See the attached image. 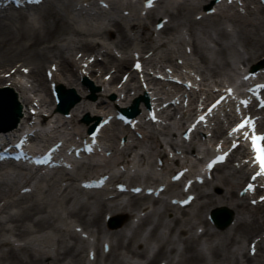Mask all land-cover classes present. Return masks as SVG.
Returning a JSON list of instances; mask_svg holds the SVG:
<instances>
[{"label": "bare ground", "instance_id": "bare-ground-1", "mask_svg": "<svg viewBox=\"0 0 264 264\" xmlns=\"http://www.w3.org/2000/svg\"><path fill=\"white\" fill-rule=\"evenodd\" d=\"M190 1L186 0L179 4L176 12L169 8L164 9L163 17L156 10H152L147 19L153 22L165 17L169 19L164 27L165 31L162 32H168L172 36V38H168V44L177 40V36L172 33L176 29L175 26L186 25L192 37L193 53L197 56L202 67L197 66V63H191L184 51L168 50L167 53H163L161 49L167 46L165 41L167 38L155 40L152 37L154 31H151L147 24L139 20L130 22L127 18L121 17L122 22L128 24L129 29L127 30V26L122 22L111 19L101 32L98 29L81 30L72 26L51 5L42 7L35 21H31L28 14L24 12H18L17 16L5 13L0 16V87L10 86L18 93L24 114L30 115L31 109L36 111L42 109L38 111L42 123L56 127L55 131L44 135L42 142L53 141L59 130L69 131L72 124H74L72 139L76 140L77 137L82 138L87 135V130L97 117H110L113 112H119L117 102L110 101L109 95H116L119 106H123L127 105L130 98L146 93L142 88L139 75L131 67L134 63L131 64V61H134L138 54L141 55L140 60H143L144 68L147 71V82L153 85L152 97H158V106L160 107L172 100L183 102V97L180 94L182 88L167 87L166 84L156 80L149 71L156 69L160 64H167L164 68L160 67L162 68L161 73L164 75L168 74L164 72L167 67L175 73H179L178 70L182 72L183 69H186L188 73L185 74L193 73L194 78H197L196 76L202 78V82L196 84L202 90L190 92L191 104L187 109H183L179 105L171 104L169 106L171 112L174 113L167 114L165 118L162 117V120L170 121L177 115H181L180 120L173 123L174 127L164 124L160 125L162 130H158L155 125H151L152 131L148 132L144 128V125L148 124L145 115L134 118L144 121V124L137 126V129L134 130L130 126H125L120 131L116 122L112 123L103 131L102 140L106 142L104 143L106 149L102 155L103 159L107 160L106 152H112L113 157L119 153L120 159L117 160L116 167H123V173L120 176L112 173L110 162H106L104 166L83 167L80 172L85 171L88 174H80V176L87 178L95 174L103 177L112 173L110 182L121 181L126 176L130 178V186L132 184L139 185L143 174L138 171L132 177L128 175V172L133 168V162L128 157L131 152L143 148H147V151L144 154L137 153L138 168L144 167L145 162L150 158H155L154 167L157 172L162 169L158 165V161L165 159V162L169 163L168 157L171 152L179 155L180 161L183 160L181 158L183 155L184 160L182 165L174 162L176 168L171 169L170 173L180 169L183 165L188 166L193 161H197L199 164L201 159L197 157L202 145L195 143V140L197 138L201 140L203 135L198 132L189 144L180 145L176 142L177 130L185 128V123L189 122L198 112L197 107L194 106L196 101L200 98L205 102L214 100L218 94L224 91L223 84L225 82L234 81L232 75L223 72L225 68H230L235 74H238L236 69L250 70L257 63L260 69L264 68V8L260 6L258 12L261 15L252 18L256 14L250 10V4L247 3L248 16L246 19L240 15L229 18L235 31L239 34L244 51L242 53L234 51V44L224 42L229 35L225 30L218 28V18L223 15H215L217 17L215 18L214 15L206 14L213 7L214 1L199 0L196 3ZM198 14L206 15L197 21L193 19V16ZM5 20L11 22L8 23ZM208 20L210 23L207 25ZM196 25H200L202 34L207 35L209 41L215 44V48H211V52L214 54L212 58L208 57L202 46L203 42L196 37ZM136 29L140 30V34L138 37L132 38L128 32L133 33ZM211 30L215 31L216 36L211 35ZM114 32L117 34V40H111ZM86 34L99 36L106 41L111 40V45L121 53V56H117L100 42L83 39L82 35ZM135 40H140V49L133 47ZM102 50L104 51L101 52ZM80 52L83 55L77 59L76 56ZM146 54L149 56L145 57ZM176 54H178L177 58H175ZM99 55L105 56V58L97 65L89 63L88 71L93 75L98 73V86L102 84L107 87L103 92H98V100L94 101L87 96L85 90L79 89L78 81L83 76V67L85 63H88L89 58L94 56L98 58ZM230 56L237 63L238 67L235 69L231 67ZM178 59L184 61L182 66L175 63ZM20 62L22 66L18 68L17 65ZM52 65L57 70L50 80L46 77L45 72L46 69L50 70ZM7 67H10V70L5 72ZM15 68L16 70L10 74L8 79L5 76L6 73L13 72L11 69ZM21 68H28L27 76L24 75ZM112 70H114L112 79L107 82L105 76ZM128 71L131 74L130 80L122 86V89L117 90L114 85L121 80V74ZM18 74L22 79L17 78ZM180 75L183 76V73ZM23 78L31 79L30 87L27 84L29 82H24ZM136 80H139V86H131V82L135 83ZM53 83L75 89L82 98L68 116L57 112L55 108L51 86ZM168 88H175V91H169ZM121 94H125L123 99L120 98ZM165 95L168 98H164ZM35 103H38L39 106H35ZM228 109L229 107H226L224 111L227 113V120L232 123L235 116L232 111L228 112ZM263 113L264 111L257 112V114ZM84 115L92 119L89 124L78 121ZM169 115L172 117L169 118ZM25 121L26 119L22 118L20 123L8 133V136L21 131ZM260 129L264 131V122L260 124ZM227 130L221 122H218L217 127L213 130V139L223 138L227 146L229 143L226 140ZM138 134H142L143 138H135ZM159 136H164V139L161 141ZM123 138L126 139V142L124 147H121L120 141ZM149 142L150 146L148 147ZM216 144L218 142H215L213 146ZM168 149L170 152H167ZM204 152L207 156L210 155L209 150L206 149ZM245 152L246 148H238L234 152L232 163L236 161V156ZM195 166L193 165L192 168ZM224 169V165L219 166L217 169L219 175L214 177L212 174V181H206L204 184L214 189H221V194L205 192L200 186L195 188L197 200L206 199L205 203L201 205V209L205 210V213L226 208L233 214L235 212L237 216L234 218L233 225L227 230L214 231L208 227L210 223L204 218L202 212L192 216L188 209H178L163 202L162 199L142 195H130L131 201L122 205L118 202L122 195L117 191L107 192V195L116 194L114 198L109 199L103 197L106 193L102 191L100 193L99 191H86L82 187L78 188L74 185L76 176L65 170H63L62 178H56L54 175L49 180H43L45 183L43 188L36 187L31 192L22 194L23 189L31 187L30 178L27 175L18 173L15 176L4 177L0 173V264H86L84 253L89 252V245L76 233L75 227H81L82 231L97 238L96 243L93 244L96 260L92 264H99L101 260H104V264H125V258L146 259L150 249L155 250L152 258L146 264H154L155 261H158V264L162 262L167 264H264V203L255 207L251 206L248 202V199L251 198L240 194L243 183L248 179L247 165L241 167L231 165L227 171ZM145 179L147 184L158 183L156 188L167 181L156 173H148ZM66 182L71 183L67 185ZM21 183L22 185L17 188ZM120 183L122 182L115 183V186ZM107 188L110 191L109 186ZM180 188L179 182H168L163 195L171 194L172 191H180ZM16 191L18 192L16 193ZM75 191L88 195L89 200L80 199L74 193ZM16 195L19 198L15 199ZM146 201L153 202L152 212L140 219L138 226L130 230V235L125 232L130 225L129 222L116 229L110 226V222L116 216L133 220L140 212L149 210L150 207ZM159 203L164 209L162 213L158 212L157 205ZM174 209L180 210L183 216L175 217ZM158 214L159 220L141 241L143 226L149 222L153 215ZM108 216L111 220L106 223ZM165 216L169 218L167 223L164 221ZM60 222L63 223L62 226L59 224ZM201 225L205 227V230L198 235L197 229ZM162 227L164 231H167V235L165 232L158 233ZM177 232L179 234L175 239L174 234ZM257 237L260 239L257 240ZM105 242L111 246L110 252L106 255L104 254ZM246 242L248 248L245 251L244 244ZM252 242H257V252L254 256L250 255ZM15 243H19L18 247H15ZM8 246L9 249L5 250L4 247ZM118 250L122 252L117 253Z\"/></svg>", "mask_w": 264, "mask_h": 264}, {"label": "rangeland", "instance_id": "rangeland-1", "mask_svg": "<svg viewBox=\"0 0 264 264\" xmlns=\"http://www.w3.org/2000/svg\"><path fill=\"white\" fill-rule=\"evenodd\" d=\"M84 0H56L54 1V3H52L54 6H55V9L56 11H58L60 13V15L62 17H64V19H66V21L68 23H70L72 26L78 28V29H81V30H86V29H91V30H100L101 32L103 31V28L104 26L108 23V21L110 19H114V20H119L121 21V16H125L124 15V12L123 10L126 8L127 9V12H129L131 15L134 14V17H138L140 15V2H132L131 0H105L106 3H107V6L104 8L103 6H100L98 5V0H89V3H86L84 4L83 3ZM164 3H162L160 6L162 7H165V8H168V5L170 7V10L173 11V12H176L177 10V5L179 3H175V2H172L171 4L168 3V1L166 0H163ZM194 1V2H198L199 0H191V2ZM193 2V3H194ZM251 6V10L255 11V14L252 18H255L258 16H260L261 14L258 12V7H259V3L257 2H251L250 4ZM44 7V6H43ZM41 8H37V9H34L33 10V13L35 14V19L38 18L39 16V12L41 11ZM161 8V7H160ZM158 10V12H160V14L162 15V12L164 11L165 8L163 9H160ZM246 10H243L241 12V14H239V12L237 11H232L231 14L237 12L239 15H242L245 19L247 18V11L245 12ZM126 12V13H127ZM140 17H142L139 21L142 22V23H145L148 25L149 29L152 31L154 30V23L156 21H151L147 18H145L143 15H141ZM215 17V16H214ZM194 19H199V15H194L193 16ZM217 18V17H215ZM250 18V17H249ZM34 20V19H33ZM211 20V19H209ZM206 22V24L208 25L210 22ZM199 21V20H198ZM5 22H8L10 23L11 21L9 20H5ZM125 23V22H123ZM176 25V23H174ZM176 29L173 33V35L177 36V40L176 41H173L172 43L168 44V41L169 39L168 38H172V36L170 35V33H161L160 35H154V38L155 39H158V38H167L165 39V41L167 42V46L164 47L163 49H161V51H163V53H167L168 50L169 51H177V50H181V51H186L190 58V61L195 64L197 63V66H200L202 67L200 61L198 60L197 56L194 55L192 53V45H191V42H192V37L188 31V28L186 25H183L181 27L179 26H175ZM218 28L221 29V30H225L226 33L229 35L227 39L224 40V42H230L232 44L235 45V48H234V51H239V52H244L243 51V47L241 45V41H240V38H239V34L234 31V28H233V25L231 23H229V21L227 19H223V18H218ZM114 29V28H113ZM210 29V28H208ZM128 30V28H127ZM163 31H165V29H163ZM195 31H196V37L201 40L203 42L202 46L205 48L206 50V53L208 55V57H211L214 55L212 52H211V48H214L215 47V44L210 42L209 40V37L204 34H202V27L200 25H196L195 26ZM148 33V32H147ZM135 34L136 36H139L140 34V30H137L135 31ZM211 35L212 36H216L215 34V31L214 30H211ZM83 39H87L89 41H94V42H100L102 44H104L105 46H107L109 49H113V52L114 53H118L117 50H115L113 48V46L111 45V40H117V34L114 32L113 36L111 37V40H108L106 41L104 38H101L99 36H95V35H82ZM159 36V37H158ZM159 40V39H158ZM175 42V43H174ZM177 42V43H176ZM140 40H136L134 42V45L133 47H137L140 49ZM189 51V52H188ZM78 55H81V53H79ZM100 59L103 57L102 56H99ZM175 57H178L175 56ZM95 58V57H94ZM230 61H231V67L232 68H236L237 67V63L235 62V60L233 59L232 56H230ZM101 62V61H98V63ZM132 63V62H131ZM177 64V62H175ZM20 65H22V63H18ZM97 64V63H96ZM10 67H7L5 68V71L6 70H10L9 69ZM223 72H226L230 75H234L233 71L230 70V68H225L223 70ZM124 74V73H123ZM112 75V71L110 74H107L106 75V79H108V77ZM122 75V74H121ZM93 83L94 85L97 86V82L99 81L98 79V75H94V76H89L88 77ZM25 81H28L29 83V86H31L32 84V81L31 79H28V78H25L24 79ZM119 82L120 81H117V84L115 86L118 87L119 85ZM134 83V82H133ZM78 87L81 91H84L86 88L82 85V81L80 80L78 82ZM134 85V84H132ZM99 87V86H97ZM85 88V89H84ZM103 88V87H102ZM86 92L88 95H90V93L88 92V90L86 89ZM98 99V96L96 95V100ZM80 123H82V119L79 120ZM120 131L122 130V128H118ZM62 133H68L66 132L64 129L61 130ZM70 133V132H69ZM139 152H143L141 150H138ZM133 154L130 156V159H133ZM231 166L230 165H226L225 167V171H227V168ZM74 175L78 174L77 171H74L72 172ZM219 175V170L217 171L216 175ZM36 184V183H33V185ZM45 183H42L40 184L41 186H44ZM77 185V184H76ZM204 191H207V192H213V193H216V194H221V189H214L212 187H203L202 188ZM75 194H77V196L81 199L83 198H86V195L85 194H79L78 192H75ZM16 198H19L18 196H15V199ZM206 199H202L200 201H198V204L196 205V207H194L193 209H189L188 211L190 212V214L192 216H196L197 214L201 213L203 214V216L206 215L205 213V210H202L201 209V205L203 203H205ZM175 212V211H174ZM178 216L182 217L183 214L182 213H178L177 214ZM235 215V214H234ZM159 215H156V216H152L149 220V222H147L142 230H141V236H140V240L142 241L144 239V237L150 232V230L154 227V224L157 223V221L159 220ZM116 219L123 222V225L129 221V218L128 219H123L122 216H116ZM164 221L167 223L168 222V218L165 216L164 217ZM61 226H62V222L59 223ZM132 228V226L130 227ZM129 228V229H130ZM229 228V227H227ZM227 228H225L224 230H227ZM129 229L125 230L126 233L129 234ZM212 229H214L212 227ZM200 231L204 230V227L203 225L200 226L199 228ZM164 231V228L162 227L159 231V232H163ZM80 233V232H79ZM82 234V233H81ZM88 235V234H87ZM174 238L177 237L178 233H175L174 234ZM69 239V238H68ZM96 236H92L91 237V240L93 243L96 242ZM177 239V238H176ZM85 240V239H83ZM247 244H245V247H246ZM18 246V245H16ZM9 247H6L5 249H7ZM122 251L121 250H118L117 253H121ZM87 253L85 252L84 253V257L87 259ZM152 256V255H151ZM150 258V257H148ZM147 259H142V260H137V259H131V258H125L124 261H125V264H137V263H141V264H146L147 263ZM158 261H155L154 264H157ZM99 264H104V260H101L99 262Z\"/></svg>", "mask_w": 264, "mask_h": 264}, {"label": "snow or ice", "instance_id": "snow-or-ice-1", "mask_svg": "<svg viewBox=\"0 0 264 264\" xmlns=\"http://www.w3.org/2000/svg\"><path fill=\"white\" fill-rule=\"evenodd\" d=\"M246 103V102H245ZM244 127V124H240L239 127L236 129V131H239L241 128ZM264 139V138H261ZM253 143L255 144V139L253 140ZM259 151V150H258ZM261 161V165H262V170L260 172V175H264V155H262L261 158H259Z\"/></svg>", "mask_w": 264, "mask_h": 264}, {"label": "water", "instance_id": "water-1", "mask_svg": "<svg viewBox=\"0 0 264 264\" xmlns=\"http://www.w3.org/2000/svg\"><path fill=\"white\" fill-rule=\"evenodd\" d=\"M59 92H60V96H61V99L63 100L64 99V96H65V93L63 92V90L60 88L59 89ZM78 99L79 98H76L71 104H70V106H68V107H66L65 109H64V112H68V110L70 109V107H72L73 105H74V103L76 102V101H78ZM127 114H130V113H127ZM131 115V114H130Z\"/></svg>", "mask_w": 264, "mask_h": 264}]
</instances>
